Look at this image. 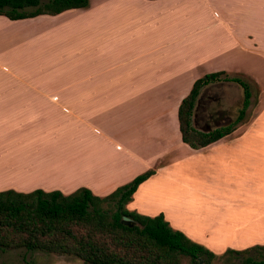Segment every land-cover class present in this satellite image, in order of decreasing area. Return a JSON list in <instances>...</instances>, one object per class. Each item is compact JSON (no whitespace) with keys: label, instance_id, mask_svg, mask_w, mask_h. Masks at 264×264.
Returning a JSON list of instances; mask_svg holds the SVG:
<instances>
[{"label":"crops","instance_id":"obj_1","mask_svg":"<svg viewBox=\"0 0 264 264\" xmlns=\"http://www.w3.org/2000/svg\"><path fill=\"white\" fill-rule=\"evenodd\" d=\"M12 35L37 38V63L0 62V173L11 160L57 151L83 165L84 177L29 184L0 175L13 179L0 191L85 187L104 196L152 170L127 209L162 213L216 254L264 245V99L255 98L264 86V0H87L52 15H0V37ZM215 72L191 125L226 134L191 148L177 107ZM233 77L249 91L243 110Z\"/></svg>","mask_w":264,"mask_h":264},{"label":"trees","instance_id":"obj_2","mask_svg":"<svg viewBox=\"0 0 264 264\" xmlns=\"http://www.w3.org/2000/svg\"><path fill=\"white\" fill-rule=\"evenodd\" d=\"M86 4L87 0H0V15L15 20ZM221 74L197 78L178 104L180 138L191 148L205 146L226 134L221 130L199 131L191 125L200 88ZM230 80L243 90V110L249 98L247 85L236 77ZM151 173H139L104 196L94 195L85 187L68 194L39 188L28 192L1 190L0 249L72 256L83 264H264V245L226 248L216 254L173 229L162 213L149 216L127 209L135 188ZM122 216L132 225L123 224Z\"/></svg>","mask_w":264,"mask_h":264},{"label":"rangeland","instance_id":"obj_3","mask_svg":"<svg viewBox=\"0 0 264 264\" xmlns=\"http://www.w3.org/2000/svg\"><path fill=\"white\" fill-rule=\"evenodd\" d=\"M237 5V8H239ZM15 38L4 39L0 37V62L2 64L19 65L20 58L25 65L27 63H37L36 47L37 38L34 35L17 36ZM259 72V71H257ZM20 74V72H18ZM33 73L23 74L24 77H30ZM255 97L257 101L264 99V86L256 87ZM255 95V96H256ZM241 100V99H240ZM237 108L241 107L240 101L236 104ZM235 109V107H234ZM239 109V108H238ZM46 157L36 160L14 159L9 165L10 171L1 172L0 175H11L12 178L20 176L22 180L27 178L29 184L38 181L66 182L77 181L84 177V167L79 164L73 157L63 152H52ZM9 172V173H8ZM30 176V177H27ZM13 180L8 177L0 178V182ZM161 200V196L158 197ZM221 253V252H220ZM219 254V253H217ZM0 264H83L79 259L72 256H62L47 254L39 251H27L23 248L17 249H0Z\"/></svg>","mask_w":264,"mask_h":264},{"label":"water","instance_id":"obj_4","mask_svg":"<svg viewBox=\"0 0 264 264\" xmlns=\"http://www.w3.org/2000/svg\"><path fill=\"white\" fill-rule=\"evenodd\" d=\"M121 222H122L123 224L129 225V226L132 225V223L130 222L129 218H127V217H125V216H122V217H121Z\"/></svg>","mask_w":264,"mask_h":264}]
</instances>
